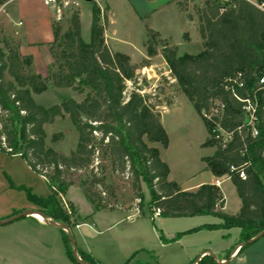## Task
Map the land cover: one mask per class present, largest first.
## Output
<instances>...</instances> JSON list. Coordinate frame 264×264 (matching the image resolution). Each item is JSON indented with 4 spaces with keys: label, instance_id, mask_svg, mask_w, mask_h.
Masks as SVG:
<instances>
[{
    "label": "trees",
    "instance_id": "16d2710c",
    "mask_svg": "<svg viewBox=\"0 0 264 264\" xmlns=\"http://www.w3.org/2000/svg\"><path fill=\"white\" fill-rule=\"evenodd\" d=\"M7 1L0 0V4ZM193 13L202 51L178 55L172 47L163 50L161 57L178 91L203 121L207 137L201 147L214 148L211 157L202 158L204 170L216 178L228 176L241 203L236 215L218 212L224 200L215 185L182 191L176 183L168 181V167L159 158L158 149L148 146L167 147L168 138L159 113L148 97L140 93V88L130 90L125 96L127 83L135 80L136 71L148 67L150 59L157 55L150 40L153 32L146 28L147 58L138 65L131 64L128 56L112 52L105 44L107 18L102 15L100 22L101 12L95 4L90 9L88 42L81 37L76 10L71 12L65 31L57 22L51 25L53 40L48 45L51 62L46 77L32 71L31 56L21 55L18 47L2 41L0 152L10 157L19 155L32 172L45 179L51 194L40 198L29 188L10 186L23 191L26 199L53 222L71 229L78 222L74 207L68 203V214L59 200L75 185L73 173H85L79 186L94 210L113 211L121 206L115 188L106 182L108 171L127 180L134 199L141 202L145 187L151 217L156 210L159 217L168 218L217 216L218 224L201 228H237L239 243L261 232L264 229V112H257L258 136L251 138L249 131L242 128L241 103L234 95L262 102L264 91L257 90V82L264 75V12L244 0H205L203 7H195ZM188 19L193 21L191 15ZM48 88L71 90L81 98L77 101L68 97L44 108L34 102L32 95H40ZM215 103L224 105L219 125L232 135L225 147L214 141V126L202 116ZM63 116L68 117L77 133L76 147L66 156L45 146L44 126ZM61 136L53 135L51 143L58 142ZM239 173H243V179ZM141 202L137 205L139 211ZM61 233L66 256L77 264L67 235L62 230ZM160 239L164 240L162 235ZM78 255L93 264L85 254L78 251Z\"/></svg>",
    "mask_w": 264,
    "mask_h": 264
},
{
    "label": "rangeland",
    "instance_id": "374dc122",
    "mask_svg": "<svg viewBox=\"0 0 264 264\" xmlns=\"http://www.w3.org/2000/svg\"><path fill=\"white\" fill-rule=\"evenodd\" d=\"M204 2L205 0H69V7L61 10L57 17L55 10L45 6L43 0L7 1L0 4V47L2 41L7 40L19 50L21 41L11 26H14L21 12L26 13V8L27 17L34 15L36 18L24 19L22 23L17 21L20 23L17 30L29 42H46L52 39L50 19L54 20L53 23H59L62 31H65L69 16L74 10L79 13L81 37L88 42L90 9L95 4L101 12L100 22L102 23L103 16L107 18L104 27L105 44L112 52L128 56L131 64L135 65L147 58L146 28L150 29L153 32L151 45L157 55L150 59L148 67L136 71L135 80L127 83L125 96L129 95L130 90L140 88V93L147 96L155 106L168 143L164 149L158 144L148 146L159 149L161 160L170 169V178L180 187L187 188L197 181H208L201 158L212 155L214 148L201 147L207 137L203 121L193 105L178 91L161 52L172 47L177 49L178 55L202 51L193 9L203 7ZM5 15L9 21L11 19V26L5 21ZM189 15L193 21H189ZM47 49L43 45L30 51L34 58L32 71L41 77L47 76L46 68L49 64L43 67L46 58L49 59ZM68 97L77 101L81 98L71 90L52 88L40 95H32L34 102L44 108L58 104ZM44 132L46 148L65 156L75 149L77 133L67 116L56 118L52 124L45 125ZM59 133L62 135L59 141L51 143V137ZM85 177V173L72 174L75 185L69 187L65 198L75 206L80 217L79 223L86 219V226L82 225L79 229L72 227L70 231L77 249L82 243L86 244L93 264H209L211 261L216 264L210 254L218 261L228 260L226 264H264V236L245 246L241 252L238 253L239 248L233 254V250L240 244L237 228H201L220 222L217 216L211 215L151 217L145 187L142 188V210L139 211L135 209L137 203L128 181L121 176L111 175L108 171L106 182L115 188L117 202L131 209L95 211L79 186V182ZM221 190L224 213L234 215L239 209L240 200L228 178L223 180ZM59 201L69 214L68 203ZM42 232L47 241L45 249L32 244L30 248L15 249L10 254L6 234L0 233V264H75L66 256L60 229L43 225ZM161 235L165 241L160 239Z\"/></svg>",
    "mask_w": 264,
    "mask_h": 264
},
{
    "label": "crops",
    "instance_id": "0c3cea01",
    "mask_svg": "<svg viewBox=\"0 0 264 264\" xmlns=\"http://www.w3.org/2000/svg\"><path fill=\"white\" fill-rule=\"evenodd\" d=\"M13 2L14 0H9V3H13ZM27 14H28V10L26 8V13L24 14L21 12L20 16L18 17V20H15L14 26L10 25L11 19L9 21V18L7 17V15H5V21H7L8 25L11 26V28L18 34V37L20 38L21 46L19 48V53L21 55L31 56L32 64L34 65V58H33L32 53H30V51L34 48L38 49L39 47H42L43 45H45L47 49V46L53 40V36L51 40L46 41V42L45 41L29 42L28 40H26L23 37V35H21V32H18L17 30V27H19L18 25H20V23H17V21L22 23L24 19L26 20L27 18H30V17L36 18V16L34 15L32 16L29 15V17H27ZM45 20L46 19H44V21ZM49 21H50L49 22L50 30L52 33L51 25L53 24L54 20L50 19ZM50 61H51V58L49 55V59L46 58V60L44 61L43 67L47 66V64H49ZM158 152H159V149H158ZM213 154H214V149H213L212 155ZM212 155L206 156V157H211ZM159 158H160V155H159ZM202 158H201V161H202ZM203 172L205 173L204 175H206L208 181L206 182L197 181L196 183H194L193 185L187 188L180 187L179 184H177L174 180L170 178L169 168H168L167 179L168 181H172L176 183L182 191H195L201 185H207V184L215 185V181L219 179L220 184L219 186H216V187L219 189V191L222 194L221 185H222L223 180L226 179V177L216 178L210 172L205 171L204 167H203ZM208 177H210V179H208ZM10 184H12L15 187L22 186L25 188H29L33 195H35L36 197H40V198H46L51 194V190L47 182L45 181V179L35 174L34 172H32L31 169L25 164V162L19 155L10 157L0 152V221L5 220L13 215H16L19 212L26 210V209L39 211V207L37 205L31 203L30 201L26 199L25 193L23 191L12 188ZM65 196L61 197L60 200L62 202L71 203L70 201L66 200ZM240 206H241V203H240ZM240 206H239V209H240ZM73 207L75 211L74 217L78 219L77 225L74 226V229H79L82 225L86 226L87 225L86 219H84L85 221L83 223H79L80 217L77 215V211L74 205ZM223 208H224V204H223ZM223 208H222V211H223ZM116 209L117 210H121V209L130 210L131 208H129L128 206L122 205V206L116 207L114 210ZM95 211H98V210H95ZM238 211L234 215H236ZM223 214H225L224 211H223ZM141 215L144 216L142 213ZM21 219L15 222H12L10 224H7V225L0 226V233H3L2 235L6 234L9 254L15 249H20V248L27 249L28 247L30 248L33 246L32 244H34V247H39V248L43 247L45 249L47 241H46V236L42 234L43 233L42 228H43V225H48V224H46L43 220H38L34 216L25 217ZM47 219L51 220L48 217ZM93 223H94V219H93ZM60 233H61V230H60ZM61 239H62V233H61ZM77 250L81 252L82 254H85L92 260L91 253L87 249L85 243H82V246Z\"/></svg>",
    "mask_w": 264,
    "mask_h": 264
},
{
    "label": "built area",
    "instance_id": "2783aa9c",
    "mask_svg": "<svg viewBox=\"0 0 264 264\" xmlns=\"http://www.w3.org/2000/svg\"><path fill=\"white\" fill-rule=\"evenodd\" d=\"M245 2L253 5L255 8L259 9L260 11L264 12V0H244ZM43 4L45 6H49L53 8L56 12L57 17L58 14H60L61 10H65L69 7L70 3L69 0H43ZM58 19V18H57ZM236 80H240V74L237 75ZM227 82L229 80H226ZM239 87H242V83L238 84ZM257 90L264 91V75H261L258 78L257 82ZM234 97L241 103V111L243 115V123L242 128H245L249 131L251 138H256L258 136V130L256 128V121H257V112H264V96L262 98V102H258L256 99L250 100V99H240L234 95ZM224 110V105L220 103H215L209 110L208 113H203V118L207 120L208 122L212 123L214 128L212 129V137L214 141L218 142L222 147H225L228 142L231 141L232 135L230 132L222 130V128L219 125V118ZM237 131H240V127L237 128ZM229 171H234V167H229ZM222 177L228 178L227 175H224ZM240 178H244L243 173H239ZM229 179V178H228ZM220 180L217 179L215 181V186H219ZM141 202L140 199H136L137 205ZM135 209L137 210L138 207L135 206ZM159 211L156 210L153 215L158 216Z\"/></svg>",
    "mask_w": 264,
    "mask_h": 264
},
{
    "label": "water",
    "instance_id": "95a60500",
    "mask_svg": "<svg viewBox=\"0 0 264 264\" xmlns=\"http://www.w3.org/2000/svg\"><path fill=\"white\" fill-rule=\"evenodd\" d=\"M86 1H89V0H86ZM35 215H39L41 216V218L43 219V221L48 224V225H51V226H54V227H57L58 229L62 230L66 235H67V238H68V241H69V244H70V247H71V254H72V257L74 259V261L77 263V264H89L88 262L82 260L79 256H78V250H77V247H76V244H75V241H74V238L71 234V231L69 229V227L66 225V224H63V223H55L51 220H48L47 217L41 213L40 211H37V210H30V209H26V210H23L21 212H19L18 214L16 215H13L5 220H2L0 221V226H3V225H7V224H10L12 222H15L21 218H25V217H32V216H35ZM264 236V229L259 232L257 235H255L254 237L250 238L249 240L245 241V242H242L240 243L238 246H236V248L233 250V254L241 247H245L249 244H252L254 243L256 240H258L259 238L263 237ZM204 255V254H203ZM210 256L212 258H214V260L216 261V264H226L228 263V260L222 262V261H218L216 260L215 256L213 254H210Z\"/></svg>",
    "mask_w": 264,
    "mask_h": 264
},
{
    "label": "bare ground",
    "instance_id": "6f19581e",
    "mask_svg": "<svg viewBox=\"0 0 264 264\" xmlns=\"http://www.w3.org/2000/svg\"><path fill=\"white\" fill-rule=\"evenodd\" d=\"M34 217L37 218L38 220H43V219L41 218V216H39V215H35Z\"/></svg>",
    "mask_w": 264,
    "mask_h": 264
}]
</instances>
